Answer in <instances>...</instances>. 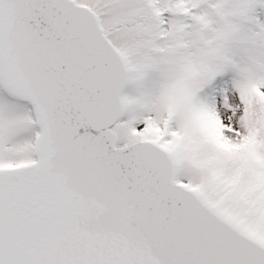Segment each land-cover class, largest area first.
Wrapping results in <instances>:
<instances>
[{"label":"snow or ice","instance_id":"obj_1","mask_svg":"<svg viewBox=\"0 0 264 264\" xmlns=\"http://www.w3.org/2000/svg\"><path fill=\"white\" fill-rule=\"evenodd\" d=\"M0 264H264V0H0Z\"/></svg>","mask_w":264,"mask_h":264}]
</instances>
